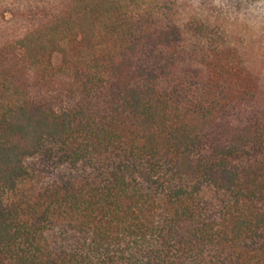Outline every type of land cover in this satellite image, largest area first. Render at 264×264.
<instances>
[{
	"label": "trees",
	"instance_id": "1",
	"mask_svg": "<svg viewBox=\"0 0 264 264\" xmlns=\"http://www.w3.org/2000/svg\"><path fill=\"white\" fill-rule=\"evenodd\" d=\"M256 29L264 0H0V264H264Z\"/></svg>",
	"mask_w": 264,
	"mask_h": 264
},
{
	"label": "rangeland",
	"instance_id": "2",
	"mask_svg": "<svg viewBox=\"0 0 264 264\" xmlns=\"http://www.w3.org/2000/svg\"><path fill=\"white\" fill-rule=\"evenodd\" d=\"M244 25L242 23H238L235 28L241 29L243 28ZM250 45L253 46L257 53L260 55L264 54V35L258 31L257 29L253 31V33L249 35ZM56 61L58 60L57 58L55 59Z\"/></svg>",
	"mask_w": 264,
	"mask_h": 264
}]
</instances>
